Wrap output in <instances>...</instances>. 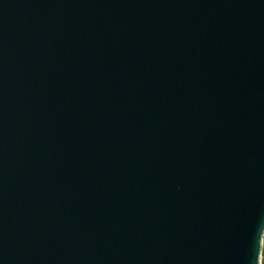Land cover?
<instances>
[{
	"label": "water",
	"instance_id": "water-1",
	"mask_svg": "<svg viewBox=\"0 0 264 264\" xmlns=\"http://www.w3.org/2000/svg\"><path fill=\"white\" fill-rule=\"evenodd\" d=\"M263 250L264 0H0V264Z\"/></svg>",
	"mask_w": 264,
	"mask_h": 264
},
{
	"label": "rangeland",
	"instance_id": "rangeland-1",
	"mask_svg": "<svg viewBox=\"0 0 264 264\" xmlns=\"http://www.w3.org/2000/svg\"><path fill=\"white\" fill-rule=\"evenodd\" d=\"M264 251V250H263ZM262 264H264V254H263V262H262Z\"/></svg>",
	"mask_w": 264,
	"mask_h": 264
},
{
	"label": "snow or ice",
	"instance_id": "snow-or-ice-1",
	"mask_svg": "<svg viewBox=\"0 0 264 264\" xmlns=\"http://www.w3.org/2000/svg\"><path fill=\"white\" fill-rule=\"evenodd\" d=\"M259 254V248H258V253H257V255Z\"/></svg>",
	"mask_w": 264,
	"mask_h": 264
}]
</instances>
